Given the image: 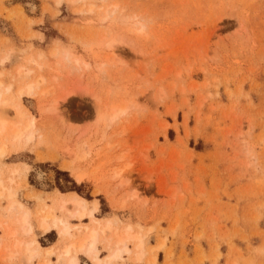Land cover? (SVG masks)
I'll return each mask as SVG.
<instances>
[{
  "label": "rangeland",
  "instance_id": "rangeland-1",
  "mask_svg": "<svg viewBox=\"0 0 264 264\" xmlns=\"http://www.w3.org/2000/svg\"><path fill=\"white\" fill-rule=\"evenodd\" d=\"M118 36L127 44L115 42L111 56L105 47ZM0 62L7 84L20 64L32 70L26 78L49 80L24 100L33 142L0 161L31 166L11 186L29 208L76 192L100 199L99 218L153 229L143 262L119 264H151L161 241L156 264H264V0H0ZM90 94L103 109L128 102L106 136L89 131ZM59 96L60 112H48ZM8 204L4 194L0 216ZM36 232L43 247L68 241Z\"/></svg>",
  "mask_w": 264,
  "mask_h": 264
},
{
  "label": "bare ground",
  "instance_id": "bare-ground-1",
  "mask_svg": "<svg viewBox=\"0 0 264 264\" xmlns=\"http://www.w3.org/2000/svg\"><path fill=\"white\" fill-rule=\"evenodd\" d=\"M56 1L58 4H61V2H62V0H56ZM75 3H77V2H75ZM93 6L89 5L88 10L92 11ZM114 7H117L116 4ZM101 8H100V10H103ZM106 9L103 12L106 13V11H107ZM94 10H96V9H94ZM97 10H98V8H97ZM86 11H87V8H86ZM96 13H97V11H96ZM108 16L106 15V16H104V18L102 17V19H105ZM138 24H140V23H138ZM141 27H144V26H141ZM142 30L143 29L141 28L138 31L137 30L136 31L137 32H143ZM111 33H112V31H111ZM104 34L106 36V33H104ZM99 36H101V35H99ZM105 36H101L100 40L103 39L102 37H105ZM41 38H42V36H41ZM119 38L120 37L118 36L117 40H114L115 39L114 38L113 40L111 39V41L107 42V46L105 48H106V51L110 50L112 52V54L109 53L111 56L116 54L114 52V51H116V50H114V47H115L114 43L115 42H116V45H118L117 44L118 42H120L119 45H121V43L127 44L123 40V38H125V37L121 36V38L120 39ZM105 40H106V38H105ZM118 40H122L124 42L118 41ZM107 49H109V50H107ZM64 51L66 52V50H64ZM53 52H56V51H53ZM70 54L72 55L71 52H68V51L66 52L67 56H69ZM57 55H59V54L57 53ZM9 60H10V57L7 55V57L3 58V60H1V61H2V64H6ZM77 60H79V59H77ZM76 62H77L76 64H79V61H76ZM32 63H35V65L37 64L36 61H32ZM0 64H1V62H0ZM103 64H104V62H103ZM20 65L17 66L15 68V70L13 69L14 70L13 72H11V70H10L11 73L10 74L8 73L9 76L12 78V80H14V82L12 81V83L7 84L6 81L3 80V77H2L3 74L0 73V161L8 155V151L10 148H12V147L19 148V147L25 146V145L33 142V140L35 138V133H36V118L31 114V112L29 111V109L25 105L24 100H25V98H27V96L34 95L36 92V89L38 90L39 86L42 85L43 83H45V81H49V80H46L44 76H41L35 80L34 79L31 80L29 78H26L22 73L29 74L32 72V70H27L28 69L27 68L24 71L23 66H20ZM35 65H33V66H35ZM28 67H30V66H28ZM36 67H37V65H36ZM38 68H39V66H38ZM104 68L105 67H103V69ZM5 74H7V73H5ZM53 78H55V77H53ZM7 82H8V80H7ZM74 87H76V86H74ZM83 87L86 89L88 88V86L87 87L83 86ZM54 88L55 87L52 86L53 90H55ZM77 88L78 87H76V89ZM76 89H75V91H73L74 90L73 89L71 92L70 91L69 92L77 95V93L79 94L80 91H77L78 89L77 90ZM87 91H89V90L87 89L83 93H86ZM91 91L92 90L90 89V91L87 93L89 94V93L94 92V91L93 92H91ZM69 92H66V94H68ZM42 93H43V91H42ZM48 94H52V93L49 92ZM72 94H70V96ZM90 96H91V94H90ZM93 97H95V95L91 96V98H93ZM53 99H52L53 102H50V105L51 104L52 105L51 106L49 105L47 107L48 108L47 111L49 110V111H52L53 113L56 112L58 114L60 112L59 107L62 103L61 99L65 100L66 97L59 96L58 99H57V97H56V99L55 98H53ZM91 100L94 101L95 99L93 98ZM100 100H101V98H100ZM97 101H99V97H98ZM96 102H95V104H93V102H92L94 109H96V114L94 113V116H95L94 124L89 131H92L93 133H96V134L97 133H103L105 135V132L107 131V129L109 127L112 126L113 123L119 121L121 118L126 117V114L128 113V110H129V106L127 104L128 102H126V101L122 102V100H121L122 103L118 102L119 104L112 105L110 107H108V105H107V107L104 106L105 107L104 109L101 107V105H97ZM115 102H116V100H115ZM131 102L129 104H131ZM131 105H133V104H131ZM138 105H140V104L138 103ZM132 109L134 110V108H132ZM129 118H131V117H129ZM119 123H120V121H119ZM89 126L91 127V125H89ZM86 131H88V130H82L81 132H83V133L80 132V134L85 135V133H87ZM82 135H80V136H82ZM100 135L102 136V134H100ZM103 138L104 137H102L101 139H103ZM20 150H21V148H20ZM86 152H88V151H86ZM124 152H126V151H124ZM128 152H126L125 153L126 155H124L121 158L122 160L124 159V157H125V159H126V157H128V155H127V154H129ZM129 165L127 166V163H126L127 167H125V168H128ZM30 167L31 166H29L26 163H23L22 166H20V167L18 166V167L8 168L6 170L4 168L0 167V198H2V196H4V194H7V197L9 199L8 210L10 212V215L7 217L0 216V258L2 259L4 264H59V263L82 264L80 254L86 255L90 259L92 264H119L120 261L125 260L126 256L133 257L135 262H141V261L143 262V258L145 257V255L147 253L146 248H145L146 247V240L149 237L150 233L153 231V229L150 228L149 230L146 231V233H142V232L137 233V231H136V233H134L133 232L134 226L132 227L131 225H126V226L122 227V220L117 215L114 216L112 214L113 217H107L108 216L107 215L104 218H99L98 217V213H99V209H100L99 204H98L99 202H97V201L89 202L86 198L82 197L81 195H79L76 192H69V193L57 192L53 197H51L52 204L45 205V206L40 205L41 206L40 210H38L36 212H35V210L33 211L31 208H29L28 204H26L25 202L20 201L18 198H16V193L11 188V186L13 184L15 185V182H16L15 177L17 175H20V176L25 175L26 176L27 173L30 171ZM121 170H123V169H121ZM83 173H84V171H83ZM119 174L116 175V178L120 177L121 174H123V173H121L120 175ZM38 177L42 178L41 173L38 174ZM111 178H112V176H111ZM82 179H84L86 181L87 178L82 176V177L78 178L77 181L80 182ZM121 184H123V183H121ZM16 185L19 187L18 184H16ZM100 191L101 190L96 189L95 193L97 194ZM39 195H38V197H39ZM134 195H136V194H134ZM132 197H133V195H132ZM43 200H44V198H43ZM0 208H1V206H0ZM116 213H117V211H116ZM73 221H75L76 223H72ZM85 221H89V223H84ZM36 231H39L43 235H46V234L51 233V232H56L57 236H59L61 239H67L68 241L66 242V244H64L62 247H60L59 250L58 249L56 250V248L53 245H51L49 247H43L41 245V243L39 242L38 235H37ZM1 233L3 235H1ZM161 240H163V238H161ZM101 245L107 251L105 256H102V250L100 249ZM164 246H165L164 241H161L158 244L152 246V249H151L152 251L151 250L150 251H151V253L154 252L155 255L153 257L151 264L157 263V253L160 252ZM55 255L57 256L56 261H54ZM150 258H152V257H150ZM129 261H131V260H129ZM135 262H134V264H135ZM85 264H87V262Z\"/></svg>",
  "mask_w": 264,
  "mask_h": 264
},
{
  "label": "crops",
  "instance_id": "crops-1",
  "mask_svg": "<svg viewBox=\"0 0 264 264\" xmlns=\"http://www.w3.org/2000/svg\"><path fill=\"white\" fill-rule=\"evenodd\" d=\"M52 191V190H51ZM92 191H93V189H92ZM91 195V194H90ZM92 198H94L92 195H91V198L90 199H92ZM99 201V203H100V199L98 200ZM100 208H101V205H100ZM42 236H46V235H48V234H50V233H48V234H46V235H43L42 233H40Z\"/></svg>",
  "mask_w": 264,
  "mask_h": 264
}]
</instances>
